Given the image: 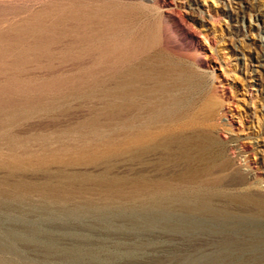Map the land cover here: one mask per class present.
I'll return each instance as SVG.
<instances>
[{
	"label": "rangeland",
	"instance_id": "374dc122",
	"mask_svg": "<svg viewBox=\"0 0 264 264\" xmlns=\"http://www.w3.org/2000/svg\"><path fill=\"white\" fill-rule=\"evenodd\" d=\"M63 1L0 0V264H264V0H90L138 34L112 65L10 28ZM174 103L199 146L94 154Z\"/></svg>",
	"mask_w": 264,
	"mask_h": 264
},
{
	"label": "bare ground",
	"instance_id": "6f19581e",
	"mask_svg": "<svg viewBox=\"0 0 264 264\" xmlns=\"http://www.w3.org/2000/svg\"><path fill=\"white\" fill-rule=\"evenodd\" d=\"M89 1L66 0L45 5L25 17L23 14V19L20 18L21 20L16 18L19 21L17 22L16 20L17 23L11 25L10 28L18 33L25 34L30 32L36 37L43 35L50 40L54 38L55 31H58V33L74 42L73 45L81 47V49L84 48L85 52L83 53L91 54L96 65H112L114 62L125 60L137 46L139 38L135 32H125L122 21V14L124 13L122 6L110 1H97L95 4H91ZM8 22H5L6 25L9 24ZM0 23L2 25L4 21H0ZM10 23H12L11 20ZM142 71V68L137 67L115 73V77L124 80L123 84L117 85V89L123 87L124 89L133 88L134 82L143 75ZM160 84L161 82L157 83L158 86ZM128 105L131 106V103ZM170 105L171 107L168 109L165 107L164 113L161 112L163 117L156 115L157 117L153 122H157L159 125L153 126L154 123L150 122L142 123L137 129L130 130L123 140L109 141L106 143L104 151L94 152V154L102 156L105 153L117 154L120 151L134 152L136 150H149L152 147L163 148L170 143H177L181 146L188 144L199 146V141L205 139V133L185 130L187 124L188 127L193 125H191V121L179 123L186 115V112L177 111L180 108L177 109V104L175 103ZM146 108L152 112V115L160 112V107L158 106ZM164 121L171 123L163 124ZM247 215L250 217L255 215L264 217V203H256L248 212L239 216L241 220H244L248 218ZM252 243H254L252 247L257 244L254 241Z\"/></svg>",
	"mask_w": 264,
	"mask_h": 264
}]
</instances>
